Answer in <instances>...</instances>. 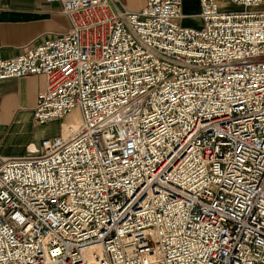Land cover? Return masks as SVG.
Masks as SVG:
<instances>
[{"label": "built area", "instance_id": "2783aa9c", "mask_svg": "<svg viewBox=\"0 0 264 264\" xmlns=\"http://www.w3.org/2000/svg\"><path fill=\"white\" fill-rule=\"evenodd\" d=\"M52 1L66 33L0 50L60 119L0 154V264H264V0H200V26L183 0Z\"/></svg>", "mask_w": 264, "mask_h": 264}, {"label": "crops", "instance_id": "0c3cea01", "mask_svg": "<svg viewBox=\"0 0 264 264\" xmlns=\"http://www.w3.org/2000/svg\"><path fill=\"white\" fill-rule=\"evenodd\" d=\"M122 7L140 10L147 0H116ZM224 1V0H223ZM229 2V1H227ZM233 9L242 8L234 4ZM200 0H183L185 25L200 26ZM70 19L59 1L0 0V50L3 56H16L46 39L56 38L70 27ZM44 73L0 80V154L22 155L37 149L43 136L60 131V119L37 124L33 130L38 92L46 85ZM58 126V129L55 128ZM50 128L49 132L45 131Z\"/></svg>", "mask_w": 264, "mask_h": 264}, {"label": "rangeland", "instance_id": "374dc122", "mask_svg": "<svg viewBox=\"0 0 264 264\" xmlns=\"http://www.w3.org/2000/svg\"><path fill=\"white\" fill-rule=\"evenodd\" d=\"M224 7H225V8H224ZM220 8H221V9H233V5L230 4V3L227 2V1H221V3H220ZM76 114H78V111H77V110H75V111H73L72 113H70V114L66 115L65 117H63V120H66V119H67V120L73 119L74 115H76ZM37 124H40V123L36 122L35 124H33V130H34V131H37V133H39V131H41L42 128L40 129V128L36 127ZM55 128L58 129V126L55 125ZM50 130H51L50 128H46L45 131L49 132ZM47 136H51V135H47Z\"/></svg>", "mask_w": 264, "mask_h": 264}, {"label": "bare ground", "instance_id": "6f19581e", "mask_svg": "<svg viewBox=\"0 0 264 264\" xmlns=\"http://www.w3.org/2000/svg\"><path fill=\"white\" fill-rule=\"evenodd\" d=\"M225 8V7H224Z\"/></svg>", "mask_w": 264, "mask_h": 264}]
</instances>
